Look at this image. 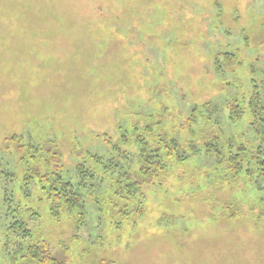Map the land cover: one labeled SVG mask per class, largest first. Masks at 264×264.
Segmentation results:
<instances>
[{"label": "rangeland", "instance_id": "1", "mask_svg": "<svg viewBox=\"0 0 264 264\" xmlns=\"http://www.w3.org/2000/svg\"><path fill=\"white\" fill-rule=\"evenodd\" d=\"M252 77L264 0H0V264L8 197L63 264H264L258 185L210 156L141 182L143 217L96 195L164 136L245 131L229 104ZM56 173L84 187V215L51 217L39 181Z\"/></svg>", "mask_w": 264, "mask_h": 264}, {"label": "trees", "instance_id": "2", "mask_svg": "<svg viewBox=\"0 0 264 264\" xmlns=\"http://www.w3.org/2000/svg\"><path fill=\"white\" fill-rule=\"evenodd\" d=\"M251 81V92L242 99L234 98L229 104V120L233 124L237 125L244 118L248 120L247 129L241 134L237 132L226 134L216 130L206 142L197 143L195 139L199 132L192 131V140H188L185 144L176 137L164 136L156 142V145L141 148L140 152L134 155L138 162V170L126 174L130 183L119 179V187L101 189V193L96 195L114 191L113 195L124 200L125 204L134 202V212L143 217L144 209L141 200L143 192L141 187H138L139 184L144 181H153L165 170L167 171L171 160L183 163L194 156L205 154L214 159L217 167L227 171L232 180H248L258 185V188L256 187L260 193L258 205L261 207L260 216L264 218V77L261 79L252 77ZM210 124L204 120L199 125L205 127ZM130 168H133L132 164ZM83 169L84 167L81 166L80 173ZM52 175L46 174L39 181L43 184L41 190L48 201L51 217L58 221L65 215H84V187L76 186L60 174L56 173L54 178H51ZM10 200L9 197L6 199L7 211L10 210L8 214L15 220L8 225L5 235V247L9 249V252L14 251L8 259L9 262H12L11 264L20 262L63 264L53 255L50 244L41 237H37L29 229L25 220L18 219L22 216L20 212L22 208L11 207ZM125 208H127L126 205ZM29 211L31 209L24 208L23 214ZM33 215L35 214L32 213Z\"/></svg>", "mask_w": 264, "mask_h": 264}]
</instances>
